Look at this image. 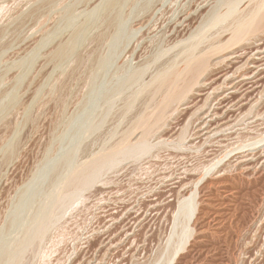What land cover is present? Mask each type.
I'll return each mask as SVG.
<instances>
[{"label": "rangeland", "instance_id": "374dc122", "mask_svg": "<svg viewBox=\"0 0 264 264\" xmlns=\"http://www.w3.org/2000/svg\"><path fill=\"white\" fill-rule=\"evenodd\" d=\"M263 61L264 0H0V264H264Z\"/></svg>", "mask_w": 264, "mask_h": 264}, {"label": "bare ground", "instance_id": "6f19581e", "mask_svg": "<svg viewBox=\"0 0 264 264\" xmlns=\"http://www.w3.org/2000/svg\"><path fill=\"white\" fill-rule=\"evenodd\" d=\"M122 1H123V0H122ZM133 1H135V0H133ZM126 2H127V1H126ZM135 3H136V2H135ZM257 3H258V2H257ZM261 4H262V3H261ZM137 5H138V4H137ZM262 5H263V4H262ZM129 6H130V4H129ZM259 6H260V5H259ZM256 7H257V6H256ZM254 8H255V7H254ZM119 9H120V8H119ZM149 9H150V8H149ZM234 9H235V8H234ZM257 9H258V8H257ZM254 10H255V9H254ZM258 10H259V9H258ZM233 11H235V10H232V12H233ZM183 12H184V11H183ZM228 12H229V11H228ZM117 13H118V12H117ZM135 13H137V12H135ZM151 13H152V12H151ZM229 13H231V12H229ZM254 13H255V12H254ZM256 13H257V12H256ZM146 15H147V14H146ZM119 16H120V15H119ZM123 16H124V15H123ZM235 16H236V15H235ZM238 16H239V15H238ZM125 18H126V17H125ZM127 18H128V17H127ZM129 18H130V17H129ZM238 18H239V17H238ZM238 18H237V19H238ZM242 18H243V17H241L240 19H242ZM244 19L246 20V18H244ZM117 20H118V19H117ZM129 20H130V19H129ZM182 20H183V19H182ZM238 20H239V19H238ZM121 21H122V20H121ZM140 21H141V20H140ZM143 21H144V20H143ZM242 21H244V20H242ZM242 21L238 22L239 24H238L237 21H236V23H237L238 25L235 27V30H234L235 34H233V35H234L235 37H236V36H239V37H240L239 34H242V32H243V33H246V29H247L246 27L249 26V27L251 28V26H250V25L252 24L251 21H248V20L245 21V22H242ZM109 22H110V21H109ZM123 22H124V21H123ZM141 22H142V21H141ZM138 23H140V22H138ZM111 24L113 25V23H111ZM111 24H109V25H111ZM112 25H111V26H112ZM111 26H110V27H111ZM161 26H162V25H161ZM114 27H115V26H114ZM123 28H124V27H123ZM125 28H126V27H125ZM245 28H246V29H245ZM250 28H249V29H250ZM256 28H257V27H256ZM256 28H255V29H256ZM114 29H115V28H114ZM259 29H260V27H259ZM105 30H106V29H105ZM105 30H104V31H105ZM112 30H113V29H112ZM250 30H251V29H250ZM256 30H257V29H256ZM104 31H103V32H104ZM244 31H245V32H244ZM110 32H111V31H110ZM252 32H253V31H252ZM247 33H250L248 29H247ZM113 34H114V33H113ZM113 34H110V35H113ZM244 35H245V34H244ZM104 36H105V34H104ZM106 36H107V35H106ZM158 36H159V35H158ZM241 36H243V35H241ZM108 37H109V36H108ZM110 37H111V36H110ZM112 37H113V36H112ZM124 37H125V36H124ZM128 37H129V36H128ZM104 38H105V37H104ZM233 38H234V37H233ZM236 38H237V37H236ZM110 39H111V38H110ZM237 40H239V38H238ZM119 41H120V40H119ZM231 41H232V40H231ZM104 42H105V41H104ZM120 42H121V41H120ZM125 42H126V41H125ZM160 42H161V41H160ZM161 43H162V42H161ZM181 43H182V42H181ZM234 43H235V42H234ZM136 44H137V43H136ZM226 45H228V44L226 43ZM105 46H106V45H105ZM133 46H134V45H133ZM165 46H166V45H165ZM103 47H104V46H103ZM127 47H128V46H127ZM112 48H113V47H112ZM181 48H182V47H181ZM225 48H226V47H225ZM93 49H94V48H93ZM98 49H99V48H98ZM98 49H97V50H98ZM184 49H185V47H184ZM214 49H215V48H214ZM59 50H61V49H59ZM102 50H103V49L100 50L101 53H103ZM133 50H134V49H133ZM179 50H180V49H179ZM215 50H216V49H215ZM215 50H214V51H215ZM218 50H219V49H218ZM252 50H253V49H252ZM257 50H258V49H257ZM98 51H99V50H98ZM113 51H114V50H113ZM128 51H129V50H128ZM111 52H112V49H111ZM114 52H115V51H114ZM114 52H113V53H114ZM126 52H127V51H126ZM182 52H183V51H182ZM92 53H93V52H92ZM92 53H91V54H92ZM101 53H100V54H101ZM106 53H107V52H106ZM116 53H117V52H116ZM198 53H199V52H198ZM81 54H82V53H81ZM89 54H90V53H89ZM95 54H96V53H95ZM95 54H94V55H95ZM185 54H186V55H185ZM185 54H184L185 56L183 57V60L187 63V66H189V67H188V71H191V76H192V77H195L196 74H197V72L200 73L202 70H204V67H205L204 61H205V59H204L203 55H198V54L195 55V52H193V51H188V50L186 51V50H185ZM199 54H200V53H199ZM82 55H83V54H82ZM92 55H93V54H92ZM94 55H93V57H91V58H95ZM98 55H99V54H98ZM103 55H104V54H103ZM105 55H106V54H105ZM109 55H110V54H109ZM99 56H100V55H99ZM99 56H98V57H99ZM106 56H107V55H106ZM100 57H101V56H100ZM111 57H112V56H111ZM249 58H250V57H249ZM89 59H90V58H89ZM95 59L98 60L99 58H98V59L95 58ZM101 59H102V58H101ZM101 59H99V60H101ZM104 59H105V58H104ZM104 59H103V60H104ZM125 59H126V58H125ZM171 59H172V58H171ZM258 59H259V58H258ZM87 60H88V59H87ZM103 60L99 61V62H100L99 65H98L97 63H95V64H97V65L100 66V67H102V66L104 67V63H105V62H103ZM169 60H170V59H169ZM191 62H192V63H191ZM263 62H264V61H263ZM189 63H191V64H189ZM105 65H106V64H105ZM75 67H76V66H75ZM96 67H97V66H96ZM93 70H94V69H93ZM224 71H225V70H224ZM224 71H223V72H224ZM226 71H227V70H226ZM88 73H89V72H88ZM91 73H93V72H91ZM88 78H89V77H88ZM167 78H168V77H167ZM167 78L164 77L163 79H161V81H160V82H161V83H160L161 85H160V86H162V84H163L162 87H164V86L166 85V83L169 84V78H168V79H167ZM64 82H65V81H64ZM156 85H157V84H156ZM80 86H81V85H80ZM160 86H159V87H160ZM167 87H168V86H167ZM164 88H165V87H164ZM164 88H163V90H164ZM157 89H158V88H157ZM166 89H167V88H166ZM158 90H159V89H158ZM161 90H162V89H161ZM163 90H162V91H163ZM159 91H160V90H159ZM173 91H174V90H173ZM155 92H156V91H155ZM169 96H170V95H169ZM169 96H168V97H169ZM152 97H153V96H152ZM170 97H171V96H170ZM174 97H175V96H174ZM171 99H174V98H171ZM144 133H145V132H144ZM142 135H143V134H142ZM144 137H145V136H144ZM155 138H156V137H155ZM140 139H141V138H140ZM141 140H142V139H141ZM145 140H146V139H145ZM159 140H160V139H159ZM127 142H128V141H127ZM133 142H134V141H133ZM138 142H139V141H138ZM139 143H140V142H139ZM145 143H146V142H145ZM157 143H158V142H157ZM146 144H147V143H146ZM126 145H127V144H126ZM128 145H129V144H128ZM140 145H141V144H140ZM122 146L124 147V145H122ZM132 146H134V145H132ZM125 148H126V146L124 147V149H125ZM127 148H128V147H127ZM127 148H126V149H127ZM133 148H134V147H133ZM138 148H139V147H138ZM137 150H138V149H137ZM124 151H125V150H124ZM124 151H123V152H124ZM145 151H146V150H145ZM121 153H122V152H121ZM125 153H126V152H124V154H125ZM132 153H133V152H132ZM112 154H113V153H112ZM138 154H139V153H138ZM106 155H107V154H106ZM108 156L111 157V155H108ZM113 156H114V155H113ZM135 156H136V155H135ZM100 157H101V156H100ZM104 157H105V156H104ZM124 157H125V156H124ZM97 158H98V157H97ZM111 158H112V157H111ZM101 159L103 160V158H101ZM120 159H121V158H120ZM219 160H220V159H219ZM101 163L103 164V162H101ZM85 164H86V163H85ZM88 164H89V163H88ZM102 164H101V165H102ZM216 164H217V163H216ZM99 165H100V164H99ZM83 166H84V165H83ZM83 166H82V167H83ZM211 166H212V165H211ZM86 167H88V166H86ZM89 167H90V166H89ZM89 167H88V169H89ZM215 167H216V165H215ZM90 168H91V167H90ZM85 169H86V168H85ZM92 169H93V168H92ZM78 170H79V169H78ZM90 170H91V169H90ZM90 170H87V172L90 171ZM79 171H80V170H79ZM84 171H85V170H84ZM82 172H83V170H82ZM92 172H93V171H92ZM94 173H95V172H94ZM94 173H93V174H94ZM77 174H78V173H77ZM81 174H82V173H81ZM84 175H85V174H84ZM57 176H58V175H57ZM94 176H95V175H94ZM92 177H93V176H92ZM201 177H202V176H201ZM201 177H200V178H201ZM75 178H77V177L75 176ZM80 178L83 179V182H84V178H82V177H80ZM86 178H87V176H86ZM51 179H52V178H51ZM70 179H71V178H70ZM81 179H80V180H81ZM87 179H88V178H87ZM68 180H69V179H68ZM74 180H75V179H74ZM67 182H68V181H67ZM71 182H72V181H71ZM83 182H82V183H83ZM86 182H87V181H86ZM73 183H75V181H74ZM80 183H81V182H80ZM77 184H78V183H77ZM86 184H87V183H86ZM89 184H90V183H89ZM74 186H75V184H74ZM81 186H82V184H81ZM84 187H86V186H84ZM78 188H79V187H78ZM78 188H77V189H78ZM79 190H80V189H79ZM58 197H59V196H58ZM49 208H51V207H49ZM49 208H48V209H49ZM39 225H40V224H39ZM37 226H38V223H37ZM42 228H43V227H42ZM40 230H41V229H40ZM37 233H38V232H37ZM32 236H33V235H32ZM29 237H30V236H29ZM33 237H34V236H33ZM29 239H30V238H29ZM18 247H19V246H18Z\"/></svg>", "mask_w": 264, "mask_h": 264}]
</instances>
